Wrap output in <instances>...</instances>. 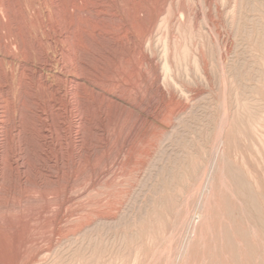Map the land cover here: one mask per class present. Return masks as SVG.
<instances>
[{"label": "rangeland", "instance_id": "1", "mask_svg": "<svg viewBox=\"0 0 264 264\" xmlns=\"http://www.w3.org/2000/svg\"><path fill=\"white\" fill-rule=\"evenodd\" d=\"M0 264H264V0H0Z\"/></svg>", "mask_w": 264, "mask_h": 264}, {"label": "bare ground", "instance_id": "2", "mask_svg": "<svg viewBox=\"0 0 264 264\" xmlns=\"http://www.w3.org/2000/svg\"><path fill=\"white\" fill-rule=\"evenodd\" d=\"M40 4V3H39ZM115 10V9H114ZM53 13V12H52ZM72 21V19H71ZM55 24V23H54ZM62 46V45H61ZM41 52V51H40ZM57 52V51H56ZM35 58V57H34ZM50 60V59H49ZM74 60V59H73ZM165 68V67H164ZM70 69V68H69ZM61 70V69H60ZM164 70V69H163ZM166 74V73H165ZM112 75V74H111ZM48 77V76H47ZM93 80V79H92ZM5 83V82H4ZM50 83V82H49ZM82 86V85H81ZM69 88V87H68ZM112 88V87H111ZM3 89V88H2ZM85 89V88H84ZM34 90V89H33ZM110 90V89H109ZM101 92V91H100ZM64 94V93H63ZM49 95V94H48ZM66 97V96H65ZM62 103V102H61ZM245 106V105H244ZM53 107V106H52ZM72 109V108H71ZM61 114V113H60ZM45 126V125H44ZM252 131V130H251ZM242 132V131H241ZM254 132V131H253ZM257 132V131H256ZM254 142V141H253ZM261 151V150H260ZM252 152V151H250ZM253 153V152H252ZM228 177V176H227ZM242 182V181H241ZM236 185V184H235ZM244 187V186H243ZM250 194V193H249ZM257 196V194H256ZM247 200V199H246ZM248 202V201H247ZM252 202V201H251ZM262 211V210H261ZM253 213V212H252ZM254 214V213H253ZM254 218V217H253ZM260 224V223H259ZM257 225H258V222H257ZM259 226V225H258ZM233 234V233H232Z\"/></svg>", "mask_w": 264, "mask_h": 264}]
</instances>
